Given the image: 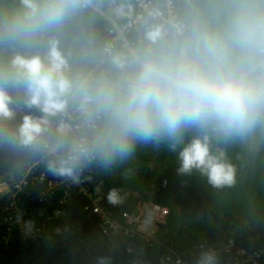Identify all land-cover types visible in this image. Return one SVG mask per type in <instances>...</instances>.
I'll list each match as a JSON object with an SVG mask.
<instances>
[{
	"label": "clouds",
	"instance_id": "clouds-1",
	"mask_svg": "<svg viewBox=\"0 0 264 264\" xmlns=\"http://www.w3.org/2000/svg\"><path fill=\"white\" fill-rule=\"evenodd\" d=\"M92 3L0 0V51L13 52L0 64V137L43 149L49 171L74 183L87 161L111 164L131 157L137 143L167 141L178 174L195 170L214 188L231 187L235 167L210 145L213 136L229 143L264 127V0H181L180 15L151 11L141 43L109 53L110 74L74 69L56 38ZM10 89L23 92L30 113L11 131L3 122L15 118L11 105L19 101ZM70 108L79 124L73 130L60 119L49 143L53 121ZM192 129L204 134L186 141ZM119 192L111 189L108 201L119 202ZM212 259L206 251L200 264ZM96 264H111V257L99 256Z\"/></svg>",
	"mask_w": 264,
	"mask_h": 264
},
{
	"label": "trees",
	"instance_id": "trees-1",
	"mask_svg": "<svg viewBox=\"0 0 264 264\" xmlns=\"http://www.w3.org/2000/svg\"><path fill=\"white\" fill-rule=\"evenodd\" d=\"M94 1L104 3V0ZM119 2L126 9L131 0ZM181 7L179 3L178 15ZM107 25L100 15L84 9L69 18L56 34L74 69L105 74L113 72L109 60L98 67L102 47L108 38ZM141 37L142 33H132L129 38L137 46ZM117 52H123L121 47L114 54ZM12 55L11 50L0 51L3 65H7ZM10 94L14 101L19 102L11 105L15 118L3 122V127L9 131L18 126L24 115L30 114L22 102L23 92L10 89ZM31 114L39 115L35 109ZM55 127L56 120L47 137L50 143L57 139ZM202 134V130L192 129L184 136L190 142L194 136ZM207 134L212 135L210 132ZM210 146L214 153L223 150L235 167V183L231 187L214 188L195 170L191 174H178L177 153L168 150L167 141L161 142L159 147L137 143L131 157L117 159L111 164L97 159L92 173L86 176L120 224L123 215L135 212L140 202H158L170 208L168 222L161 228L157 249L150 250L140 241H134L138 255L127 253L124 243L103 235L99 218L85 209L87 199L73 191L71 203L63 215L53 221L41 241L22 242L19 227L9 236L2 209L7 202L0 199V264H79L77 260L84 254L94 259L111 257V264H163L161 258L170 249L184 259L200 264L201 246H221L234 239L247 249L261 248L264 245V127L258 128L247 139L229 143L218 141L213 136ZM43 152L41 148H24L0 137V182L19 175L24 163L34 161ZM163 183L168 184L166 190L162 188ZM113 188L120 190L119 202L115 204L107 199ZM158 194L161 196L159 199ZM187 205L198 209L197 219L186 213L189 210L185 209ZM20 206L36 225L42 220L40 216L48 214L52 208L50 205L32 206L27 198L21 200ZM180 222L183 223L182 233L179 232Z\"/></svg>",
	"mask_w": 264,
	"mask_h": 264
},
{
	"label": "built area",
	"instance_id": "built-area-1",
	"mask_svg": "<svg viewBox=\"0 0 264 264\" xmlns=\"http://www.w3.org/2000/svg\"><path fill=\"white\" fill-rule=\"evenodd\" d=\"M181 0H131L126 9H123L119 0H104V4L93 0L92 6L87 8L100 15L108 24V38L105 40L101 51L98 67L109 60V53L114 54L118 47L124 52L126 46H136L130 40L132 33L141 34L145 22H150L149 12L163 11L165 16L169 12L178 15V5ZM60 119H65L71 124L73 130L79 124V115L70 108L66 117L56 119V127ZM56 135L57 131H56ZM50 143V141L48 140ZM50 159L46 151L35 159L25 163L22 172L14 178L0 182V199L7 203L2 209L5 213L4 224L9 236L15 228H20L21 241H41L53 221L59 219L67 205L71 203L73 191L87 199L86 211L96 215L100 220L103 235L106 237H119L126 246V251L138 255L134 241H140L150 250L157 249L160 245L158 239L161 228L167 224L170 208L158 202L146 201L137 205L135 212L125 213L122 224L116 222L113 213L106 206L104 198L86 179L93 171V164L97 160L85 162L77 169L78 182L71 178L54 175L48 169ZM166 183L162 187H166ZM28 199L32 206L50 205L51 211L42 214L40 224L36 225L20 206L23 198ZM166 248V245L163 244ZM161 246V247H162ZM168 249H170L168 247ZM199 250L204 253L211 251L214 259L205 260L204 264H264V245L255 250L247 249L238 240H230L221 246H201ZM163 264H194L175 251L167 252L161 258Z\"/></svg>",
	"mask_w": 264,
	"mask_h": 264
},
{
	"label": "rangeland",
	"instance_id": "rangeland-1",
	"mask_svg": "<svg viewBox=\"0 0 264 264\" xmlns=\"http://www.w3.org/2000/svg\"><path fill=\"white\" fill-rule=\"evenodd\" d=\"M102 4H104V3H102ZM2 62H3V59L0 60V64L3 65ZM19 109L22 110V108H19ZM167 186H168V184L166 185L165 188H164V187H162V188H163L164 190H166ZM157 191H159V190H155V192H157ZM160 194H161V193H160ZM160 194L156 195L158 199L161 197ZM185 209H189V210L186 211V213L188 212L189 214H191V215L193 216V218L197 219V216H198L199 212L197 211L198 209H197L196 207H194L193 205H189V206L187 205V206H185ZM186 213H185V214H186ZM182 219H183V217H182ZM180 225L182 226L183 223L180 222ZM179 232H181V233L183 232V226L181 227V229H180ZM115 237H116V236H115ZM117 238H118V237H117ZM77 261H79V262H78L79 264H96V259L90 257V256L87 255V254H84L83 256H81V258H79Z\"/></svg>",
	"mask_w": 264,
	"mask_h": 264
},
{
	"label": "crops",
	"instance_id": "crops-1",
	"mask_svg": "<svg viewBox=\"0 0 264 264\" xmlns=\"http://www.w3.org/2000/svg\"><path fill=\"white\" fill-rule=\"evenodd\" d=\"M160 232H161V230H160ZM160 234H161V233H159L158 239H159V237H160ZM114 241H116V242L118 241V242H120V243H123V241H122L119 237H118V238H117V237H114Z\"/></svg>",
	"mask_w": 264,
	"mask_h": 264
}]
</instances>
